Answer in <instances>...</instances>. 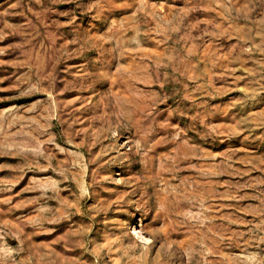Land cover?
<instances>
[{"label": "rangeland", "instance_id": "obj_1", "mask_svg": "<svg viewBox=\"0 0 264 264\" xmlns=\"http://www.w3.org/2000/svg\"><path fill=\"white\" fill-rule=\"evenodd\" d=\"M0 264H264V0H0Z\"/></svg>", "mask_w": 264, "mask_h": 264}]
</instances>
